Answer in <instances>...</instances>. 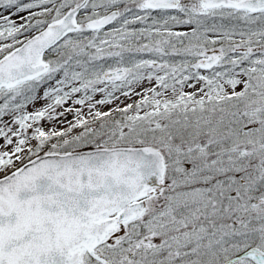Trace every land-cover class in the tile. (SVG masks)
<instances>
[{"label":"snow or ice","instance_id":"6c2138e0","mask_svg":"<svg viewBox=\"0 0 264 264\" xmlns=\"http://www.w3.org/2000/svg\"><path fill=\"white\" fill-rule=\"evenodd\" d=\"M0 264H264V0H0Z\"/></svg>","mask_w":264,"mask_h":264},{"label":"rangeland","instance_id":"374dc122","mask_svg":"<svg viewBox=\"0 0 264 264\" xmlns=\"http://www.w3.org/2000/svg\"><path fill=\"white\" fill-rule=\"evenodd\" d=\"M67 119H68L69 121H71V120L74 119V117H73V116H68ZM65 126H66V125H65ZM58 127H59V126H58Z\"/></svg>","mask_w":264,"mask_h":264}]
</instances>
